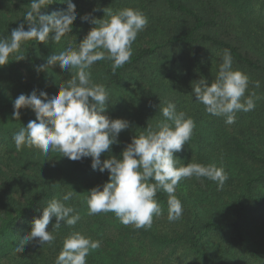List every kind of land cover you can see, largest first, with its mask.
Listing matches in <instances>:
<instances>
[{
  "label": "trees",
  "instance_id": "trees-1",
  "mask_svg": "<svg viewBox=\"0 0 264 264\" xmlns=\"http://www.w3.org/2000/svg\"><path fill=\"white\" fill-rule=\"evenodd\" d=\"M31 0H0V38L24 23ZM77 16L72 32L57 43L51 39L22 43L18 53L0 66V264H55L65 238L80 232L100 242L90 250L87 264H264V0H73ZM124 8L141 11L148 20L132 44L126 64L115 70L112 61H97L90 69L94 83L103 84L110 96L105 114L123 118L130 127L119 134V143L101 160L118 158L133 136L164 120L160 108L175 103L195 121L188 143L175 153L178 167L189 162L223 167L228 179L222 189L206 177L182 178L176 186L181 201L180 219L169 221L168 194L158 190L161 214L150 228L125 226L113 212L88 214V191L102 188L108 172L91 167V158L70 160L57 152L47 157L40 150H16L13 135L35 120V113L20 109L13 118V101L20 94L43 90L51 98L58 84L70 79L76 69L59 65L44 71L53 52L64 51L71 41L76 47L93 27L82 20L86 14L106 18ZM67 3L53 0L42 14L66 10ZM206 46V47H205ZM232 57L233 69L249 77L245 97L255 93V108L238 111L235 123L213 116L196 101L192 90L201 77L214 82L224 51ZM17 55L24 59L15 60ZM259 81L260 86L256 87ZM258 97V99L256 98ZM244 98H242L243 100ZM76 195L66 205L75 208L79 221L69 226L61 221L47 231L52 244L38 240L16 253L20 240L31 231L34 218L54 197L70 188ZM39 209V210H38Z\"/></svg>",
  "mask_w": 264,
  "mask_h": 264
},
{
  "label": "clouds",
  "instance_id": "clouds-1",
  "mask_svg": "<svg viewBox=\"0 0 264 264\" xmlns=\"http://www.w3.org/2000/svg\"><path fill=\"white\" fill-rule=\"evenodd\" d=\"M67 3L66 10L42 14L41 9L53 3V0H31L30 10L24 23L11 32L10 38H0V66L9 62L10 54L18 53L22 43L36 40L47 42L50 34L54 42L72 32L77 16L73 0ZM106 18L81 17L93 27L79 41L76 47L70 41L68 47L59 53L53 52L47 57L46 64L36 70L44 71L49 66L59 65L62 70L76 69L70 79L58 84V90L49 98L48 93L37 90L30 94H20L13 101V118L20 119V109H31L36 116L27 126L21 127L13 135L15 147H35L47 157L50 152H57L70 160L91 158L93 170L108 172V180L88 191V214L113 212L120 222L139 228H150L154 215L161 214L160 204L156 200L158 190L168 194V219L178 220L183 213L181 201L176 197V186L182 178L206 177L217 182L222 189L228 179L223 167L202 165L189 162L177 166L175 153L180 152L191 139L195 121L184 111H177L175 103L166 102L160 108L164 120L149 124L145 131L133 136L120 157L110 155L101 160L102 153H111V146L119 143V134L130 127V122L123 118H110L105 114L110 103L109 92L103 84L94 83L90 69L100 60L112 61V69L122 67L129 62L139 32L147 26V17L139 10L124 8L113 13H105ZM206 47V46H205ZM17 55L15 60L24 59ZM249 77L239 69H233L232 57L224 51L222 63L214 82L201 77L192 90L196 101L205 106V111L213 116L226 117V124L235 123L236 112L254 110L255 93L245 97ZM259 87V81L256 82ZM242 98H244L242 100ZM258 99V97H256ZM76 191L71 187L57 199H51L42 208V215L34 218L31 231L16 246V253L34 240L39 244H52L55 240L53 231L46 228L52 218H56L54 228H59L61 221L69 226L75 225L80 215L75 208L66 205ZM39 210V209H38ZM100 247V242L80 232L70 233L64 240L55 264H87L86 257L90 250Z\"/></svg>",
  "mask_w": 264,
  "mask_h": 264
}]
</instances>
